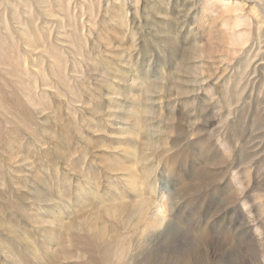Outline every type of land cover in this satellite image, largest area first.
Masks as SVG:
<instances>
[{"label":"rangeland","instance_id":"374dc122","mask_svg":"<svg viewBox=\"0 0 264 264\" xmlns=\"http://www.w3.org/2000/svg\"><path fill=\"white\" fill-rule=\"evenodd\" d=\"M0 264H264V0H0Z\"/></svg>","mask_w":264,"mask_h":264}]
</instances>
